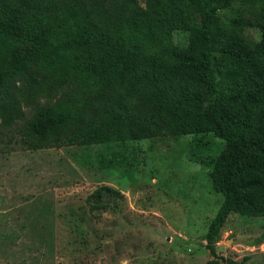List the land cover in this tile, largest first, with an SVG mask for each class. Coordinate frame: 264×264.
<instances>
[{"label": "rangeland", "instance_id": "rangeland-1", "mask_svg": "<svg viewBox=\"0 0 264 264\" xmlns=\"http://www.w3.org/2000/svg\"><path fill=\"white\" fill-rule=\"evenodd\" d=\"M261 13L264 0H239L219 14L224 34L215 69L228 81L229 107L236 118L249 110L236 111L250 106L238 99L244 89L252 97L264 85V47L259 29L235 24L252 22ZM64 30H53V46L69 40ZM196 32L195 22L186 19L169 42L178 52L190 54ZM54 51L45 56L50 51L40 44L0 32V70L19 63L28 65V72L38 69L50 75L62 49ZM68 80L57 94L61 109L85 107L92 113L102 107L94 104L103 94L98 93L103 87L98 79ZM162 90L169 101V88ZM105 94L119 95L112 89ZM40 104L45 107L48 101ZM36 113L33 107H18L14 125L0 128V264H225L209 254L205 239L223 201L207 165L221 148L220 140L203 132L141 140L134 145L132 160L128 139L108 147L73 143L33 149L19 130ZM253 148L251 140L240 159L244 181L250 175L247 162L254 157ZM102 187L115 193L103 196L91 211L86 201ZM241 210L227 218L215 243L216 255L239 264H264V216Z\"/></svg>", "mask_w": 264, "mask_h": 264}, {"label": "trees", "instance_id": "trees-1", "mask_svg": "<svg viewBox=\"0 0 264 264\" xmlns=\"http://www.w3.org/2000/svg\"><path fill=\"white\" fill-rule=\"evenodd\" d=\"M238 2L0 0V32H7L10 39L40 44L50 51L45 56L62 49L50 75L37 68L35 73L28 72V65L24 68L19 63L0 70V128L14 125L18 107H33L37 113L19 130L31 148L73 143L108 147L128 139L130 160L135 156L134 145L141 140L192 132L220 140L221 148L207 165L211 167L212 184L223 201L208 226L206 249L225 264H239L218 257L215 243L231 213L241 212L244 207L264 216V85L258 86L259 93L252 97L244 89L238 99H246L250 106L242 105L236 111L249 110L236 118L229 107L232 97L228 81L221 79L215 69V54L224 34L219 14ZM259 17L252 22L238 21L235 26L247 24L259 29L263 35L261 48L264 14ZM186 19L197 25L192 42L195 50L190 54L178 52L169 42L172 31ZM55 28L68 31L69 40L53 46L50 38L56 36ZM90 77L103 85L98 92L102 96L94 101L102 107L92 113L85 107L61 109L57 96L61 86L67 80L88 83ZM162 87L169 88V101L163 96ZM111 89L119 95L105 94L104 98ZM45 101L48 105L44 107L40 103ZM128 113L131 117L127 119ZM251 140L256 152L247 162L250 175L244 181L240 177V159ZM114 193L107 187L98 188L88 197L87 205L94 211L103 196L112 197Z\"/></svg>", "mask_w": 264, "mask_h": 264}]
</instances>
